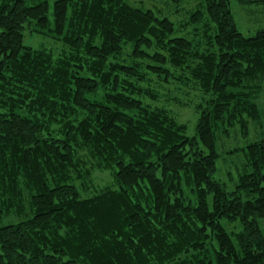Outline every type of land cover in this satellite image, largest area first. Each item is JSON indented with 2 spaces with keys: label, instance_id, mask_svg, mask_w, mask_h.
<instances>
[{
  "label": "trees",
  "instance_id": "obj_1",
  "mask_svg": "<svg viewBox=\"0 0 264 264\" xmlns=\"http://www.w3.org/2000/svg\"><path fill=\"white\" fill-rule=\"evenodd\" d=\"M200 1L188 38L126 0H0V264H264V137L218 150L260 123L264 29ZM240 152L230 191L214 175Z\"/></svg>",
  "mask_w": 264,
  "mask_h": 264
},
{
  "label": "rangeland",
  "instance_id": "obj_2",
  "mask_svg": "<svg viewBox=\"0 0 264 264\" xmlns=\"http://www.w3.org/2000/svg\"><path fill=\"white\" fill-rule=\"evenodd\" d=\"M135 7H140L144 10H152L158 17L169 18L176 28V36L192 37L193 25H185L188 22L190 13L195 10L200 0H184L176 5L170 0H126ZM232 13L234 15L237 27L244 36H252L258 30L264 29V4L256 2L250 5H241L237 0H230ZM24 44L32 48H47L55 52L62 49V44L56 42L52 38L39 34L30 33L28 30L24 34ZM171 93L175 91V86L171 85ZM177 93V92H175ZM172 93V96H175ZM178 94V93H177ZM178 96H180L178 94ZM173 102V101H171ZM167 100V107L173 111L180 121L188 124L187 134L189 137L195 136L196 119L193 109L184 108L182 105L171 103ZM164 103V101H162ZM157 105L156 103H153ZM261 120L258 125L250 123L251 135L244 137L240 132L232 131L230 139H220L218 142V150L234 149L245 147L249 142L255 140L256 135L262 134L264 137V90L258 101ZM263 132V133H262ZM224 145V146H223ZM244 155L242 152L238 154H225L224 158L218 161V167L223 170H218L214 178L224 184L228 190H234L237 184L239 174L243 171ZM109 171L103 174H97L96 180L98 185H104L109 181ZM112 179V178H111ZM228 230H233L236 225L224 223ZM261 228L264 232V219L260 221Z\"/></svg>",
  "mask_w": 264,
  "mask_h": 264
}]
</instances>
